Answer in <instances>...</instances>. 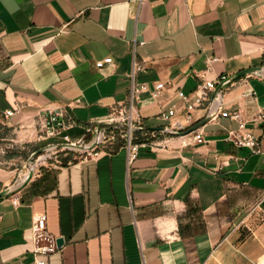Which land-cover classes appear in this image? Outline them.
Masks as SVG:
<instances>
[{
  "label": "crops",
  "instance_id": "crops-1",
  "mask_svg": "<svg viewBox=\"0 0 264 264\" xmlns=\"http://www.w3.org/2000/svg\"><path fill=\"white\" fill-rule=\"evenodd\" d=\"M108 56L112 63L95 66ZM263 59L264 0H0V123L65 108L77 123L70 139L83 140L126 103L132 75L147 86L141 125H163L158 115L172 104V122L183 121L177 90ZM157 82L165 86L152 96ZM219 97L223 110L241 112L244 129L218 115L199 128L203 143L142 132L130 161L122 142L36 169L0 198V264H35L40 213L63 240L42 257L56 264H264V122L256 119L264 76L239 77ZM230 130L256 137L260 151L235 144ZM16 176L0 168L3 188Z\"/></svg>",
  "mask_w": 264,
  "mask_h": 264
},
{
  "label": "built area",
  "instance_id": "built-area-1",
  "mask_svg": "<svg viewBox=\"0 0 264 264\" xmlns=\"http://www.w3.org/2000/svg\"><path fill=\"white\" fill-rule=\"evenodd\" d=\"M112 62V57L108 56L97 60L95 62V66L97 68H102L105 64H110ZM226 77L227 76H221L216 80L203 78L196 84L194 90L191 93H185L182 90H177V97L182 100V104L186 110L183 121L172 122V118L177 112L176 105L172 104L167 109L162 110L158 115L159 119L164 122L163 125H165L170 130H186L195 122L193 113L198 109H204L205 115L208 114L211 116L210 119H213L218 115L228 116L231 119L237 120L239 122L240 130L244 129L245 120H243L239 110L229 111L222 109L219 97L220 92L217 94L214 102L211 103L212 92ZM164 86L165 85L163 82H157L154 86V89L151 91V95H157V93L162 90ZM146 89V84H137L134 80V76L132 75L131 87L126 103L119 108H114L108 117L102 121L108 123L118 122L127 124V129L123 127H120V129H122L121 137L123 139V144L128 150V161L137 155L139 146L144 144V141L138 140L135 132L136 128L141 126L137 112L138 94ZM5 115H12V112H7ZM38 116L41 130L47 136L62 138L67 144L71 145L81 144L82 139L76 141H72L70 139L68 130L75 127L77 123L65 108L45 110L42 111ZM256 119L264 122V106L259 110ZM108 130L112 131L113 129ZM198 130L184 136H179L182 138V144L187 145L191 143H203L204 138L202 134L198 132ZM94 131L96 132L95 139H97V145L87 150L90 156L97 155L99 153L97 149L101 146L103 140L106 138V130L99 131L94 129ZM228 136L237 145L247 146L253 151H260V141L249 133H238L236 131L230 130ZM24 177L25 174L23 175V178ZM58 248L59 246L57 245V238L47 230L46 215L44 213L36 214L32 224V253L35 256V264H56L54 262L45 260L42 257L54 253Z\"/></svg>",
  "mask_w": 264,
  "mask_h": 264
},
{
  "label": "rangeland",
  "instance_id": "rangeland-1",
  "mask_svg": "<svg viewBox=\"0 0 264 264\" xmlns=\"http://www.w3.org/2000/svg\"><path fill=\"white\" fill-rule=\"evenodd\" d=\"M96 126L97 124L92 132L83 138L81 145L88 144L93 139ZM121 130H106V138L97 150L108 149L113 144L123 142ZM141 136L144 139L146 135ZM66 144L62 138L47 136L41 130L39 116L32 122L18 126L0 123V168L7 171L16 170L17 173L9 187L20 183L23 173L30 167L35 171L41 167H56L90 156L87 150L78 147L80 144L72 147ZM2 189L4 188L0 184V190Z\"/></svg>",
  "mask_w": 264,
  "mask_h": 264
},
{
  "label": "water",
  "instance_id": "water-1",
  "mask_svg": "<svg viewBox=\"0 0 264 264\" xmlns=\"http://www.w3.org/2000/svg\"><path fill=\"white\" fill-rule=\"evenodd\" d=\"M251 74H257V75H263L264 76V66H252L249 68L242 69L235 74H232L230 76H227L223 81H221L215 90L211 94V103L214 102L215 98L217 97V94L220 92L222 87L234 80H236L239 77L246 76V75H251ZM211 116L210 115H205L203 118L195 121L191 126H189L186 130L182 131H175V130H170L167 128L165 125H160V126H139L136 128V130H146L150 131L151 133H164V134H169L172 136H184L186 134H189L193 131L198 130L200 127H202L206 122L210 120ZM123 127L125 129L128 128L127 124H122L118 122H101L97 124L96 130L103 131V130H108V129H117ZM96 132L94 131L93 139L88 143L84 145H79L78 147L81 148L82 150H88L90 148H93L94 146L97 145V139H95ZM67 146H76V145H71V144H66ZM34 173V168L30 167L26 172H25V177L23 180L18 183L17 185L13 187H7L2 190H0V198L12 195L16 192H18L23 186L26 185V183L31 179ZM63 243V240L61 238L57 239V245L60 246Z\"/></svg>",
  "mask_w": 264,
  "mask_h": 264
},
{
  "label": "trees",
  "instance_id": "trees-1",
  "mask_svg": "<svg viewBox=\"0 0 264 264\" xmlns=\"http://www.w3.org/2000/svg\"><path fill=\"white\" fill-rule=\"evenodd\" d=\"M263 63H264V59H263ZM142 132H145V133H151L150 131H146V130H136L135 135L138 136V139H139V136H140V134H141ZM156 133H158V132H156ZM121 144H122V142H121V143H116V146H119V145H121Z\"/></svg>",
  "mask_w": 264,
  "mask_h": 264
}]
</instances>
